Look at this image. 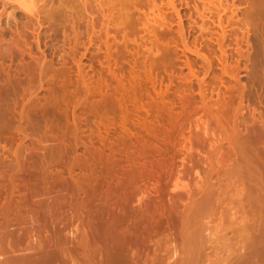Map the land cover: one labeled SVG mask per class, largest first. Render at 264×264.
I'll list each match as a JSON object with an SVG mask.
<instances>
[{"label": "rangeland", "instance_id": "374dc122", "mask_svg": "<svg viewBox=\"0 0 264 264\" xmlns=\"http://www.w3.org/2000/svg\"><path fill=\"white\" fill-rule=\"evenodd\" d=\"M204 4L209 7V11ZM251 4V0H0V129L8 136L7 140L5 138L0 140V189H6L10 176L13 178L21 176L23 180L16 182L19 185L16 190H19L15 192L14 197L18 199L27 195V192L29 197L35 194L38 196L30 198L29 201L28 196L22 197L29 202V205L25 202L28 206L24 204L31 213L29 223L37 221L34 222L33 229L39 231L43 228V224L38 223L40 216L33 211L41 210L40 205L43 204L46 208L50 206L46 205V202L60 201L56 200L59 192L54 195L55 191L52 190L46 194L45 189L53 184L55 178L56 181H63L64 177L66 181L69 176L67 171L69 166L66 165L68 163L49 165L52 163L47 162L50 157L47 154L49 152L48 155H51L49 147L52 144L46 140L51 131L49 127L52 129L53 123L44 120L42 111L44 112L45 104H48L52 97H56L61 107V114L55 118L58 132L66 133L71 144L74 145L77 141V145L80 146L66 154H82L86 152L88 146H92V143L93 146L99 144L101 146L100 136L94 134L93 140L91 139L92 132H100L104 136L109 131V141L115 145H112L113 149L122 153L119 158L122 166L127 164L123 157L125 153L121 150V147H124V136L133 135L134 139L140 138V141L132 142L130 152L137 149L140 142L142 146L144 144L164 148L166 143L158 139L157 141L154 133L156 134V130L160 128H165L164 130L172 128L173 125L168 122L172 117L184 135L170 145L176 149L173 156L167 154L169 160L171 158L173 161L174 173L171 175L168 173L159 184L164 187L163 200H166L167 207L171 202L176 205L174 207L178 223L190 213L191 217L196 216L197 228L192 226L194 232L192 241L196 240V244H199L197 248L201 254L197 263L220 264L219 261L227 254L232 257L230 262L237 264L246 261L244 258L249 255L251 258L248 257L246 264H264V258L257 262L253 256L261 248L258 238L263 219H260V192L254 163L251 160L253 154L243 144L244 138L248 135V127L260 128V120L264 117V51L260 50L261 45L260 49L257 46L258 35H248L247 32L251 23L248 17ZM197 6L201 11H196ZM201 12L203 13L200 14ZM219 14H222L223 21L228 24L226 35L217 34ZM190 48L201 52L207 51L209 59ZM105 100L118 103L109 104L107 109L111 113L101 107ZM105 112L114 116L113 118L111 115L110 124H94L93 120H98L100 115L106 114ZM23 130L31 134L25 142ZM120 132L122 142L118 145L115 139L121 135ZM261 145L258 148L257 159L253 156L256 162H259V158L264 162V143L261 142ZM22 148L28 153L22 151ZM21 153H24L23 156L26 154L27 160L24 162H28L29 167H32L30 169L32 176L22 174L21 171L19 174L15 169L14 163L17 160L15 156ZM119 155L117 154L115 158ZM190 159L196 163L198 172L187 165ZM140 161V164L143 161V164H146V159ZM39 165L46 167L43 168L47 177L44 176L45 173L38 177L33 175V169L36 170ZM112 165L111 162L108 163L109 176L105 180L88 182L92 187L96 186L93 187L94 190L90 185V187L86 185V178L83 176V172L89 170L83 167L81 168L84 170L80 169V166L75 168L78 173H75L76 176L80 177L82 174L78 185L79 187L82 185L83 189L80 188V191L74 194L75 198L72 197L70 193L72 187H75L72 181L71 188L68 189L70 197L67 196L68 199L62 197L63 202L67 200L70 204L63 210L66 213H56L55 216V211L49 212L51 214L49 221L52 220L54 223L59 221L58 235L61 233L62 236L64 233L63 238L67 235L73 239V241L68 239L73 243L76 226L90 229L87 222L92 212V208L89 209L92 207V198H97L95 209L104 207V202L108 203L109 214L107 213V219L105 218L104 230L110 233L109 236H113V239L109 237L111 241L118 239V236L114 235L118 229L122 234V225L116 226L112 222L114 214L119 211L115 204L119 193L125 195L127 191L129 192L126 195L132 196L130 205H137H133V208L143 210L146 204L150 203L151 206L157 203L151 207L159 209L158 204L161 202L158 203L160 197L156 196L158 191H154L157 189L153 188L156 187L154 179L141 180L140 187L143 189L141 195L127 185L117 191L115 186L120 183L124 172L115 173ZM62 168L66 171L64 170L61 178L57 179L54 176L49 178L47 173H56ZM183 170L189 174H184ZM7 173L12 175L8 176ZM31 177L32 182L27 180L24 183ZM43 180L47 183L45 184ZM1 181L6 183L2 184ZM37 181L40 182L39 185ZM68 181L71 182V179ZM37 185L38 187L42 185L45 193L44 191L35 193ZM26 187H30L31 190ZM61 188L62 186L58 185L56 187L58 190H54L59 191ZM87 188L90 191H86ZM5 189L0 190L2 199L7 194ZM40 200L44 203L41 204ZM81 201H84V204ZM74 202L87 207H84L87 210H83L85 217L83 223L77 224L78 221L73 218L75 209L72 206L76 207ZM69 206L70 209L72 207L71 210ZM235 210L250 216L251 223L247 227L238 223L240 216L239 219L233 217L232 212ZM59 215H64V218L58 220ZM0 216L1 241L5 237L3 232L5 229L4 218L2 214ZM181 222L176 224L175 228L172 227L173 230L169 228L168 232H165L166 228L163 234L154 236V241L150 240L143 246L144 250H153L158 242L162 244V251H167L168 257L165 255L167 263L164 258V264L182 261L185 229L179 227ZM12 225L15 226L14 223ZM12 225L11 228L14 227ZM22 241L20 250H24L23 252L16 246L20 243L15 244L17 251L21 252L19 254L28 250L27 240ZM242 245L247 249L239 254ZM174 248L179 249V254L171 257L169 252L172 253ZM245 250L248 256L245 255ZM241 254H244L242 259Z\"/></svg>", "mask_w": 264, "mask_h": 264}, {"label": "bare ground", "instance_id": "6f19581e", "mask_svg": "<svg viewBox=\"0 0 264 264\" xmlns=\"http://www.w3.org/2000/svg\"><path fill=\"white\" fill-rule=\"evenodd\" d=\"M251 3L252 4H251V7H250V10L248 13V17H249L251 23H250V25H248L247 32H248V35H258L257 36L258 39H256V40L258 41L259 44L257 46L260 49L259 45H261L260 50L264 51V48L262 49V46H264V0H251ZM204 7L208 8V11H209L208 6L206 7V5H205ZM196 8H194V9H196ZM198 10H200L199 7H198V9H196V11L199 12ZM202 13L203 12H201L200 14H202ZM203 16H205V15L203 14ZM203 16H202V18H203ZM223 20L224 19L222 18V14H219V18L217 21L218 23L216 25L219 28V29L217 28L218 31L216 30L217 34H219V35H226L227 34L226 32H227V28H228L227 25L228 24H225V21H223ZM214 23H216V22H214ZM228 23L230 24L229 20H228ZM198 49H200V48H198ZM192 51H195L196 53L198 52V54H202L206 59L207 58L209 59L207 51H205V52H201L200 50H197V51L192 50ZM1 99H2V97H1ZM47 103L48 104H45L46 106L44 105L45 107H43L44 112L42 111V115H44L43 118L45 121L52 122L53 124H52V129H51V127H49V129L51 131H50L49 135L47 136V140H46L47 143H49V141H51V143H50V144H52L51 147H49V144L47 145L50 148L51 155H48L49 154V152H48L47 156H50V157H48L49 161L47 159L46 160H47V162L52 163V164L48 163L49 165H54V164L55 165L56 164L63 165L64 163H68V164H66L69 166L67 168V171L69 173L68 179H71V182L68 181V179H66L67 177L65 178L66 181H64V177H63V181L60 179L62 182L58 181V180L56 181V178H55V180H53L54 181L53 184L48 185V188L45 189L46 194H47V191L49 193L52 190L55 191V192H53L54 195H55V193L59 192V193H57L58 195H56V200H60V201L59 202L57 201V203H56L54 200V201H52L53 203H47L45 200L46 205L50 204V206H48L46 208L45 204H43L44 202L40 200L41 204H43V206L40 205V207L43 210L41 209V210L35 211L36 210L35 209L33 211V212H36V214H38L40 216V218H38L39 219L38 223L43 224V226H42L43 228L40 229L39 231H37V230L33 229L34 222L37 223V221H34L33 223H29V221H31L30 218H32V217H30L31 213L28 212L29 211L28 207H26L29 205L28 204L29 202L27 203V201H25V198H22L24 196L29 197V192H27L29 190L26 191L27 195H24V193L21 190V192L23 193L24 196H22L20 198L17 197L18 199H16V197H14V195H16L15 192L17 190H19V189L16 190V188L19 187V185L17 183H18V180L21 179V176L20 177L17 176L16 178H13L12 176H10L12 174L8 175V173H7V175L10 176V182L6 183V182L1 181L2 184L6 183V189L5 188H3V189H5L7 191V194L3 199L1 198V195H2L1 191L3 189L2 190L0 189L1 190L0 191V193H1L0 194V211H1L0 215L2 214V216H3L2 218H4V220H3L4 221V228L2 226L1 227L3 229H5L3 231L5 237L3 239L1 237L2 240L0 241V264H162L163 259L167 256L166 255L167 251L166 252L162 251L163 249H162L161 243H160L161 244L160 245L157 242V246L152 248L153 250H149V249L144 250L143 246H146L147 242L150 240L152 242V240L155 239L154 236H157V235L160 236V233L163 234L164 229L167 228V230H164V231L168 232L169 228L171 230L172 227L175 228L176 224H179L181 222L180 221L178 223L179 219L177 217V213H175V207H174L175 204H172V202H171L170 205H168V207H167L166 200H163V198H164L163 197L164 196V187H163V185L159 184L160 180L163 179L168 173H169V175L174 173L173 161H171V158L169 160V157L167 154H170L171 157L173 156V153H175L176 149L172 148L174 146L171 147L170 145L173 143V141L180 139V137H182L184 135V133L182 131H180L181 129L177 128V124L175 123L174 119H172V117L169 120L167 119L168 122L170 121V124L173 125L172 128H169V129L166 128V130H164L165 128L164 129L160 128L161 130L157 129L156 134L154 133V136H155L154 138L156 140L157 139L159 141L162 140L166 143V146L164 148H163V146H160L161 147L160 148V147H157L155 145L154 146L153 145L152 146L151 145L145 146L143 144V146H142L140 144L141 143L140 142L139 145H141V147L138 145L137 149L131 150V152H130L129 149L131 147L130 145L132 144V142H138V140L140 138L134 139L133 135H132L133 137L132 136H127V137L124 136V139H123V146L124 147H121V150H123L125 153V156H123V157H125L124 162L126 161V163H127L123 166H126V165L127 166L125 168H122L123 167L121 165L122 163L120 164V162H122V161H120V159H119V158H121L122 153L120 150L113 149V147H112L113 144H111L112 142L109 141V139H110L109 138V131L104 136L100 132H99L100 134L92 132L91 139H92V137H94L93 136L94 134H97L98 136H100L99 137L100 140L99 139L98 140L102 142L101 146H100V144H99V146H93V143H92V146H90V147L88 146L89 148L87 147L86 152H83L82 154H75V153L74 154H66L70 151L73 152V150L77 149L76 147H80V146L77 145L78 144L77 141L74 142V145L71 144V141L70 142L68 141V137H67L66 133L58 132V124L55 123V118L61 114V112H60L61 107H60L59 99H57L56 97H52ZM116 103L117 102L112 101V100H109V101L105 100L101 104L102 105L101 107L103 109L105 108V111H107L109 109L108 107L110 105H115ZM98 105H100V104H98ZM108 111H110V110H108ZM107 112H105L106 114H104V115L102 114V116L100 115L98 120L94 119L93 120L94 124H96V125L97 124H105V125L110 124V122L112 121V117H111L112 114L109 115L111 113V111L109 114ZM170 116H168V117H170ZM164 117H166V116H164ZM164 117H162V118H164ZM113 118H114V116H113ZM184 118H185V116H184ZM167 120H166V122H167ZM260 121H261V124H260L261 126H259L260 128L257 129V126L255 128L254 127H250V128L248 127V129H247L248 135L246 134L247 136H246V138H244L245 140H243V144H245V147H247V149H249L251 151L253 156H256V159L259 155V151H258L259 149L258 148L260 147L261 142L264 143L262 141V140H264L263 139L264 138V117H262V119ZM120 124H122V120L120 121ZM120 131H121V129H120ZM3 132L4 131H1V129H0V140H3L1 138H5V140H7L8 136H6V134L4 135ZM22 132H23L22 134L24 135L23 141L25 142L26 140H28L30 138L31 134L27 130L26 131L23 130ZM118 136H115V137H118V139L117 138L115 139V141L117 140L118 142H115V141L114 142L117 143L118 145H120V142H122V133H121V135L119 134ZM135 137H140V136H135ZM111 138H112V136H111ZM185 139H187V138H185ZM134 140H136V141H134ZM23 141L21 142L22 144H23ZM54 141H55V143H52ZM244 141H245V143H244ZM198 144H200V143L198 142ZM19 145H20V143H19ZM113 146H115V145H113ZM191 146H192V144H191ZM21 147H23V146L21 145ZM45 148H47V147H45ZM114 148H116V147H114ZM200 148H201V146H200ZM108 149H110V150L108 151ZM43 150H44V148H43ZM45 150H44V152H46ZM18 151H19V148L17 149V152ZM22 151L25 152V148H22ZM23 154L21 153L18 156H15L17 158V160H15L16 163H14V164H16L15 165L16 167L15 166L14 167L16 170H18V172L21 171L22 174H27V176H28L32 172V170H30L32 167L31 168L29 167L30 164L28 162L25 161L28 164H26L24 162V160H27V159H25L26 154L24 156H23ZM117 154H120L118 157H116V158H118V160L115 158V156ZM47 156H46V158H47ZM253 156L251 155V160H253V163H254L253 168L256 172L255 176L257 179V187H258V190L260 192V212H261L260 219L261 218L263 219V220L261 219L262 222L260 223V225H261L260 227L262 230H261L260 236L258 238V240H260V242H261V244L259 243L261 248H259L253 254L255 260L259 261L260 258L261 259L264 258V162H263V160L260 161V158L258 160L259 162H256V159H254ZM252 157H253V159H252ZM41 158H44V157H41ZM142 159H144V160L146 159L145 165L143 164L144 161L140 164V162H141L140 160H142ZM46 160H44V161H46ZM251 160L248 159V162L249 161L251 162ZM41 162H42V160H41ZM110 162H111V165H112V163H114V165H112V166L114 167L113 171L115 173L120 174V173H122V171L124 172L121 179H120V183L119 184L117 183V186H115L117 188V191H119L121 187L124 188V186L126 187V185H127V187L128 186L131 188L133 187L132 189H134V192H137L140 194L141 191L143 190L140 187L141 186L140 185L141 180L142 179L143 180L144 179H147V180L154 179L155 182H153L154 180H152V182L154 184L156 183V187L153 186V188L157 189L154 191H156V192L158 191V195H156L157 197L158 196L160 197V199H158V203L161 202V204L160 203L158 204V205H160L159 209L158 210H156L154 208L152 209V207L155 206L157 203L155 205L152 204L153 205V206L151 205L152 207L149 205L150 204L149 203L148 204L149 207L146 204V206L143 207L144 208L143 210L139 206L140 205L139 204L138 206L141 209L138 210V209H136V207L133 208L134 207L133 205H136V204L130 205L132 196L129 194L126 195L128 191L126 192L125 195H123V194L121 195L119 193L118 194V196L120 195L119 197L115 196L117 198V199L115 198L117 200L115 204H117V208L119 211L114 214V219L112 222L116 226L122 225V234H121V232H118V231H120L118 229V231H116L114 234L116 237L118 236L117 237L118 239H114V241H111L113 239V236L112 237L109 236L110 233L107 232V230H106V232L104 230L105 218H106L107 213L109 212V208L107 205L108 203L104 202V204H103L104 207H102L101 209H98V208L95 209V206H96L95 199H97V198H92L91 199L92 207L91 206L89 207V209L92 208V212L89 211L90 215H91L89 218L90 220L87 218L89 220V222L86 221L87 224L90 226V229L87 226H86L87 228H85V227L81 228V227H79L80 226L79 225V226H76L77 229H76V231L73 232L74 234L72 233V231L71 232L69 231L71 234L74 235L75 240L73 243L71 242V241H73V239L71 240L70 237L69 238L67 237V235L65 236L66 238L65 237L63 238V236H64L63 232H62L63 233L62 236H60L61 233L58 235L57 233L60 231V227L57 226V223L59 222L58 220H61L62 218H64V215L63 216L59 215L58 220H57L58 222L54 223V222H51L52 220L51 221L48 220V219H51V217H50L51 214L49 212H51L53 210V211H55L54 215L56 213L60 214L63 212L64 208H66V206L69 204L67 202V200L63 202L62 197H66L67 199H68V197H70L68 195L69 194L68 189L71 188L70 184L72 183V181H73L72 185H74V183H75V187L74 188L72 187V189H73L72 192L70 190V192H71L70 194L72 195V197H74V194H77V192L80 191V188H82V185H81V187H79V185H78L79 184L78 182L80 181L82 174L80 175V177H78V175L76 176L75 173H77V172H76L75 168H78L80 166V169L85 168V169L89 170V172H86L87 170L85 172H83V176H85L84 178H86V183H87L86 185L89 186L90 184H88V182H90V181L91 182H93V181H99L100 182L101 180H103V179L105 180L106 177L109 176V174L107 176V173H108L107 170H109V168L107 169V166H108V163H110ZM253 163L251 162V165ZM42 164L43 163H41V165ZM41 165H39V168H37L36 170H34L35 168L33 169V171H34L33 175L34 176L36 175V177H38V175H44V173L46 172L44 170V168H46V167H44V165H43L44 168L40 167ZM187 165L191 166V167L188 166L189 168L194 169L195 171L198 172V167L192 159H190L189 164H187ZM112 166H110L111 169H112ZM81 167H83V168H81ZM99 167H101V168L99 169ZM4 169L5 168L2 169L3 172H4ZM123 169H125V170H123ZM10 170H11V168H10ZM64 170L65 169L62 168V170L61 169H58V171L56 170L57 171L56 173L54 172V173H50V174L47 173V174L49 175V178H51V176L53 178V176H54V177H57V179H59V178H61L60 176L66 171V170L65 171ZM183 171H181V172H183ZM184 172H185L184 174L188 173L187 171H184ZM15 173L17 174V171H15ZM190 173H192V172H190ZM19 174H20V172H19ZM169 175H168V177H169ZM27 176H26V178H27ZM30 176H32V175L30 174ZM44 176L47 177L46 173ZM63 176H65V175H63ZM202 177H204V176H202ZM39 178H40V176H39ZM43 178H45V177H43ZM1 179H3V178L1 177ZM6 179H8V178H5V180ZM30 179H32V177L29 179H26V181L24 179V181H25L24 183H26L27 180H30ZM21 180H23V179H21ZM7 181H9V179ZM82 181H84V180H82ZM102 182H104V181H102ZM37 183H38V185L40 184L39 181H37ZM46 183L47 182H45V184ZM82 183H85V182H82ZM19 184H20V182H19ZM21 184L26 186V184H23V183H21ZM28 184H30V182ZM28 184H27V187H28ZM33 185L36 186V184L34 182H33ZM33 185L31 184V187H33ZM38 185L36 187L37 190H34L35 193L36 192L39 193L38 191H44L42 185L39 187H38ZM58 185H59V187L62 186V188L59 191H56V190H58V189H56V187H58ZM90 186L89 187L91 189H93V187L95 185H93V187H92V185H90ZM144 186H145V184H144ZM27 187H26V189L30 188V187L29 188H27ZM131 188L129 189L130 191H131ZM41 189H43V190H41ZM54 189H56V190H54ZM30 190H31V188H30ZM88 190L89 189L87 188L86 191H88ZM114 190H116V189L114 188ZM126 190H127V188H126ZM45 191H44V193H45ZM117 191H115V192H117ZM138 191H140V192H138ZM137 193H136V195L138 196ZM84 194H85V192H84ZM131 194L133 195L134 193H131ZM30 195H32V194L30 193ZM34 196L27 198V200L28 201L31 200L30 198H32V199L38 198V196L36 194ZM133 196H135V195H133ZM52 197H54V196H52ZM94 197H96V195ZM77 198H78V195H77ZM88 198H90V197H88ZM133 198L135 199V197H133ZM42 200H44V199H42ZM34 201H36V200L34 199ZM25 202L28 205H26ZM88 202H89V200H88ZM82 203L77 202V203H75L76 207L72 206L75 209L73 211L74 212L73 218L76 222L78 221L77 224L78 223L80 224V222L81 223L84 222L85 217L83 216V210L84 211L87 210L84 208V207H86V205L81 206ZM97 205H100V204H97ZM93 206H94V209H93ZM72 207H71V209H72ZM82 207L84 209H82ZM145 207H147V208H145ZM99 208H100V206H99ZM71 209L69 206V210H71ZM240 212L241 211H239V210H235L234 212H232L233 217L236 219H239L241 217V219L238 221V223H240V224L242 223L245 225V227H247V225H249V223H251V221H250L251 218L247 213L242 214ZM27 213H29V214L27 215ZM51 213H53V212H51ZM64 213H66V212H63V214ZM12 214H13V216H12ZM36 214H34V215H36ZM84 214H86V212ZM190 214L185 215L186 216L185 218L183 217L184 220L181 222V226H179L180 228H184L186 231V232L184 231L185 240L182 244V250L184 252L182 255L183 259L180 262L174 261L172 264H198L199 263L198 259H199V256L201 254L197 248V246L199 244H196L197 243L196 240L194 241L195 243L192 241V239H193L192 236L194 233L192 230V226L194 225V227L197 228V224L195 223L196 216L194 218V217H191ZM73 218H71V220ZM87 219H85V220H87ZM222 219H223L222 216H220V220H222ZM53 220H54V218H53ZM181 220H182V218H181ZM60 222L62 223V221H60ZM13 223L15 224V226L12 225ZM27 223H29V224H27ZM11 225H12V227L13 226L14 227L11 228L10 227ZM37 225H35V226H37ZM59 226H61V225H59ZM65 226H67V225H65ZM83 226H84V224H83ZM61 227H63V223H62ZM65 229L70 230L69 228H65ZM110 229H111V227H110ZM63 231H64V229H63ZM111 231L112 230H110V232ZM112 233H113V231H112ZM4 235L2 234V236H4ZM68 236H70V235H68ZM121 236H122V240H121ZM109 237H111L112 239H109ZM25 239L27 240V243H28V250L25 253L19 254V252L21 251L20 249H22L20 247V245H21L20 242H23L22 240L25 241ZM68 239H70L71 241H69ZM70 242H71V244H70ZM16 243H20L19 246ZM15 244H16L17 248L19 247V250H20L19 252L15 248L16 247ZM245 248L246 247L244 245H242L240 247L238 253L239 254L244 253L243 251ZM178 250H179L178 248H174L172 250V253L169 252L171 254V255L170 254L169 255L171 257L178 256V254H179ZM23 251L24 250H22L21 252H23ZM245 252H246L245 255H247V250H245ZM225 254H226V252H225ZM217 255H219V254H217ZM241 255H242V257H241ZM241 255H240V258L242 259L244 254H241ZM248 257L244 258L246 260L244 262L239 259L243 263L240 262L238 264H246ZM166 258H165V261H166ZM249 258H251V257H249ZM231 259H232V257L228 256L226 254V256L222 257V259L219 262H220V264H237L234 262H230ZM197 261H198V263H197ZM165 263H167V261ZM208 264H210V262Z\"/></svg>", "mask_w": 264, "mask_h": 264}]
</instances>
